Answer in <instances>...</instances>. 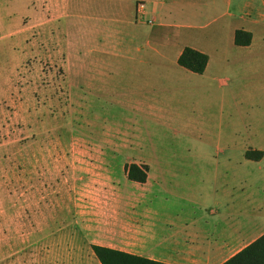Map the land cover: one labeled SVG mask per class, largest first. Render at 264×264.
I'll return each instance as SVG.
<instances>
[{
  "label": "crops",
  "instance_id": "obj_1",
  "mask_svg": "<svg viewBox=\"0 0 264 264\" xmlns=\"http://www.w3.org/2000/svg\"><path fill=\"white\" fill-rule=\"evenodd\" d=\"M33 4L37 18L64 23L71 50H78L73 85L111 94L131 122L127 128L124 124L111 130L103 127L97 151L140 150L144 145L140 131L148 121L168 124L182 110L201 108L214 96L216 84L229 87V80H220L218 73L241 76L249 66L256 69L264 53V1L33 0ZM217 12L208 18V13ZM206 14L209 20H202ZM71 27L78 31V43ZM237 30L252 33L249 45L235 43ZM186 47L208 55L203 73L179 64ZM252 84L257 113L244 118V164L257 166V185L263 188L255 189L248 171L234 175L206 171L212 167L208 161L150 164L131 158L129 165L147 169L146 181L137 183L149 188V195L143 207L134 203L115 211L112 223L117 238L94 244L166 264H222L255 242L257 249L264 247V82ZM187 125L195 127L192 131L198 128ZM210 134L231 147V124ZM247 152L262 154L253 158ZM154 168L159 170L153 174ZM223 168H232V161L223 162ZM206 207L215 215L213 220L204 216Z\"/></svg>",
  "mask_w": 264,
  "mask_h": 264
},
{
  "label": "rangeland",
  "instance_id": "obj_2",
  "mask_svg": "<svg viewBox=\"0 0 264 264\" xmlns=\"http://www.w3.org/2000/svg\"><path fill=\"white\" fill-rule=\"evenodd\" d=\"M208 14L202 20L219 12ZM45 21L33 0H0V264H101L91 245L117 238L115 211L143 207L149 195L127 177L131 158L208 161L206 171H248L255 189L263 188L257 166L244 164L243 148L244 118L257 113L252 83L264 82V53L241 76L218 73L229 87L216 84L201 108L182 110L168 124L148 121L140 150L97 151L103 127L131 122L111 94L73 85L78 50H71L63 22ZM71 30L78 43V31ZM228 124L231 147L210 134ZM228 160L232 168H223ZM202 212L215 218L210 207Z\"/></svg>",
  "mask_w": 264,
  "mask_h": 264
},
{
  "label": "trees",
  "instance_id": "obj_3",
  "mask_svg": "<svg viewBox=\"0 0 264 264\" xmlns=\"http://www.w3.org/2000/svg\"><path fill=\"white\" fill-rule=\"evenodd\" d=\"M252 33L245 30H237L235 43L237 45H249ZM209 57L206 53L191 47H186L179 57V64L196 73H203L206 69ZM262 153L247 152L248 157L256 158ZM146 167L136 163L126 166L127 177L130 180L143 183L147 179ZM257 242L251 244L243 251L235 254L222 264H264V247L257 249ZM91 248L101 264H166L141 255L125 252L120 249L92 244Z\"/></svg>",
  "mask_w": 264,
  "mask_h": 264
},
{
  "label": "built area",
  "instance_id": "obj_4",
  "mask_svg": "<svg viewBox=\"0 0 264 264\" xmlns=\"http://www.w3.org/2000/svg\"><path fill=\"white\" fill-rule=\"evenodd\" d=\"M148 22H151V20H148Z\"/></svg>",
  "mask_w": 264,
  "mask_h": 264
}]
</instances>
